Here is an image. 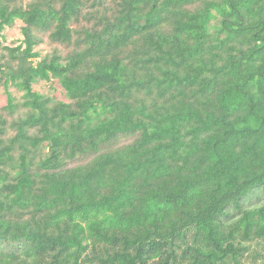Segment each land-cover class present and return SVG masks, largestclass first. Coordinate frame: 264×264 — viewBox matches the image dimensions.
Masks as SVG:
<instances>
[{
    "label": "trees",
    "instance_id": "1",
    "mask_svg": "<svg viewBox=\"0 0 264 264\" xmlns=\"http://www.w3.org/2000/svg\"><path fill=\"white\" fill-rule=\"evenodd\" d=\"M0 264H264V0H0Z\"/></svg>",
    "mask_w": 264,
    "mask_h": 264
},
{
    "label": "rangeland",
    "instance_id": "2",
    "mask_svg": "<svg viewBox=\"0 0 264 264\" xmlns=\"http://www.w3.org/2000/svg\"><path fill=\"white\" fill-rule=\"evenodd\" d=\"M14 33H15L14 35H16V36H17V35H19V34H18V33H19V31H18L16 28L14 29ZM39 89H41V90H44V88H43V87H39Z\"/></svg>",
    "mask_w": 264,
    "mask_h": 264
}]
</instances>
